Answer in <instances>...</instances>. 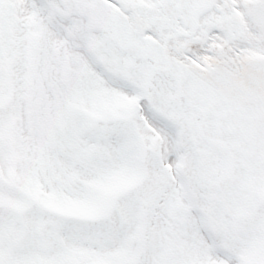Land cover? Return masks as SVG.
Listing matches in <instances>:
<instances>
[{"label": "snow or ice", "instance_id": "obj_1", "mask_svg": "<svg viewBox=\"0 0 264 264\" xmlns=\"http://www.w3.org/2000/svg\"><path fill=\"white\" fill-rule=\"evenodd\" d=\"M0 264H264V0H0Z\"/></svg>", "mask_w": 264, "mask_h": 264}]
</instances>
